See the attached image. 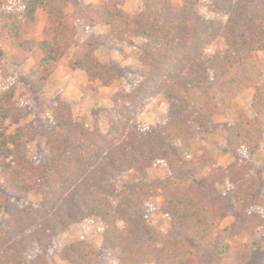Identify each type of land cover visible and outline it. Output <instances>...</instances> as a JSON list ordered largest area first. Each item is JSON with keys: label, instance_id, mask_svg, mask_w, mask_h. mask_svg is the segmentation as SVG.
Returning <instances> with one entry per match:
<instances>
[{"label": "trees", "instance_id": "trees-1", "mask_svg": "<svg viewBox=\"0 0 264 264\" xmlns=\"http://www.w3.org/2000/svg\"><path fill=\"white\" fill-rule=\"evenodd\" d=\"M18 1L20 14L6 11L0 0L2 37L13 59L23 60L36 48L25 33L37 23L39 10L58 18L61 26L53 41L39 46L44 55L38 64L42 88L75 46L78 27L65 12L74 0ZM141 1L143 9L131 16L122 0H104L89 21L92 28L109 27L110 49L134 38L146 41L139 61L148 74L136 81L134 90L122 89L113 97L106 133L75 120L72 107L60 96L49 107L51 127L43 130L28 120L30 106L16 101L14 83L0 86V173L5 187L42 198L36 208L0 194V264H50L53 239L90 218L105 225L101 249L76 241L61 249L62 261L96 264L101 259L109 264L108 258L116 257L118 264H217L227 257L229 246L218 250L212 236L227 216L235 217L229 235L252 237L264 227V217L253 211L257 200L246 157L264 139V81L258 56L264 52V0H214L204 16L198 0H184L181 6L170 0ZM217 41L225 47L208 54ZM99 48V39L90 36L76 46L68 62L70 70L85 72L91 94L95 83L107 87L123 75L117 63L97 57ZM250 89V112L241 110L236 121L225 124L235 162L219 168L209 150L193 151L195 127L210 131L221 114V98L230 109L233 100ZM157 96L167 102L168 118L143 126L137 117L143 99ZM41 134L49 141V158L31 159L28 145ZM175 144L182 147L185 159L181 164L170 160L168 178L122 189L108 184L129 171L171 159L167 148ZM191 170H209L213 183L189 184ZM225 181L236 196L232 209L217 189ZM152 198L162 199L160 211L169 220L166 232L148 221L147 202ZM4 211L7 217L1 220Z\"/></svg>", "mask_w": 264, "mask_h": 264}, {"label": "rangeland", "instance_id": "rangeland-1", "mask_svg": "<svg viewBox=\"0 0 264 264\" xmlns=\"http://www.w3.org/2000/svg\"><path fill=\"white\" fill-rule=\"evenodd\" d=\"M5 10L21 13L23 7L18 0H1ZM104 0H74L65 6V12L70 14L78 27V36L67 55L58 64L56 72L48 79L47 83L39 88L38 81L41 78L39 61L43 58V53L39 46L43 41H53L54 36L61 30L58 18L49 16L43 10L42 16L37 14V23L26 29V37L36 42L34 51L23 60H15L9 45L2 37V25L0 23V86L8 85L11 82L16 86V101L23 102L30 106L28 116L29 121H34L43 130L51 127L50 105L60 96L68 103L73 110L74 118L82 122L90 129L98 128L106 133L109 127L107 116L113 112V97L120 90L132 91L136 88V81L142 80L148 74V69L144 67L139 57L146 48V41L134 38L128 40L116 49H110L106 45L110 40V29L107 26L90 27L91 17L99 11ZM123 9L131 16L136 15L143 9L141 0H122ZM177 6H181L184 0H170ZM214 0H198V11L200 15H205L207 5ZM225 19V17H222ZM95 36L100 41V48L97 57L103 63H117L122 74L111 85L103 87L100 83H95L96 91L87 92L90 84L84 71H72L68 66L76 46L86 38ZM223 41H217L208 50V54H213L219 49H223ZM261 61V82L264 81V52L258 54ZM254 90H244L237 96L230 109H225V100L221 98V114L213 120V127L210 131H205L196 126L197 137L192 141V149L196 153H201L203 149L211 152L219 168L227 167L235 162V158L230 153L227 142L225 124L236 121L239 111L250 112L251 101ZM145 97V96H144ZM144 106L138 111V119L143 126L157 125L167 120L168 105L162 96L154 99L144 98ZM28 156L31 159L47 160L49 158V141L44 135H39L34 142L28 145ZM171 159H165L156 163L152 168L143 171H129L118 178L109 180L108 184H115L119 189L137 184L143 181L154 179H165L170 175L168 164L171 161L181 164L183 156L182 147L175 144L167 148ZM250 161L251 170L249 182L257 200L253 211L264 217V139L252 156H246ZM205 181L210 185L213 183L209 170H198L189 172L187 182L198 184ZM217 189L227 200L230 208H235L236 196L233 188L225 181L217 184ZM0 194H7L15 203L25 206L32 205L39 208L42 198L36 193L25 192L21 188L15 187L7 190L4 177L0 173ZM161 198H152L147 202L149 223L166 232L169 228L168 218L160 211ZM7 217L4 211L1 220ZM235 223V217L227 216L216 233L212 236V241L218 250L229 246L227 257L218 259L217 264H264V227L260 228L256 235L239 236L229 235V228ZM105 225L99 218H90L71 226L67 233L53 239L51 250L48 253L50 264H69L62 261L58 254L61 249L73 242L85 240L92 243L98 249L103 244V234ZM116 257H109V264H118ZM96 264H103L102 260H97ZM157 264V263H155Z\"/></svg>", "mask_w": 264, "mask_h": 264}, {"label": "crops", "instance_id": "crops-1", "mask_svg": "<svg viewBox=\"0 0 264 264\" xmlns=\"http://www.w3.org/2000/svg\"><path fill=\"white\" fill-rule=\"evenodd\" d=\"M38 16H42L43 12H41L40 10L37 12Z\"/></svg>", "mask_w": 264, "mask_h": 264}]
</instances>
